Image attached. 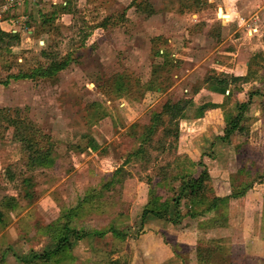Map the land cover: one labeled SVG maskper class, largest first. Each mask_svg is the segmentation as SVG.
<instances>
[{"label": "rangeland", "instance_id": "1", "mask_svg": "<svg viewBox=\"0 0 264 264\" xmlns=\"http://www.w3.org/2000/svg\"><path fill=\"white\" fill-rule=\"evenodd\" d=\"M218 5L20 0L1 10V29L17 39L0 41V208L15 199L0 221V264L129 260L131 242L161 223L191 237L188 226L210 217L213 227L228 226L226 242L237 222L264 228V15L257 31H248ZM52 60L66 65L51 77H15ZM219 80L226 81L223 92L211 91ZM167 100L194 105L168 123L166 138L164 124L149 134ZM206 100L218 105L194 117ZM140 145L143 152H135ZM203 155L213 163L207 195L243 191L238 205L220 195L212 212L188 224L172 200L174 219L143 216L153 194L170 199L179 192L178 175L200 171ZM226 176L230 185L222 189ZM64 224L69 240L56 249L52 236ZM111 226L128 230L119 237ZM220 234L199 239L197 250L216 245Z\"/></svg>", "mask_w": 264, "mask_h": 264}, {"label": "crops", "instance_id": "2", "mask_svg": "<svg viewBox=\"0 0 264 264\" xmlns=\"http://www.w3.org/2000/svg\"><path fill=\"white\" fill-rule=\"evenodd\" d=\"M219 1L221 6L218 5L217 8L221 7L223 13H229L230 20L239 18L244 21L245 24L251 19L252 15H257L259 18L262 16L260 10H256L255 13L249 14L250 9L256 7L255 4L257 0ZM263 3L264 0L259 7H261ZM260 19L261 21H259L262 23V17ZM259 21L257 26H260ZM202 157L204 158L202 164H205L208 171L211 172L209 169L212 167L213 163L206 158V155H203ZM226 184H229L228 177L225 179L222 189L224 187L227 188V186H225ZM215 193L219 196H224L227 195L229 191L227 188L226 191L217 192L215 190ZM242 196H229L225 197V199L231 201V203L236 200L238 205V201ZM235 210L243 211L244 209L243 207H240ZM249 214H251V211H249ZM198 217H201V215L196 217L182 215L180 219H183V222L187 223V221L195 220ZM212 221L213 219L209 217V224L206 222H204V224L199 222H196L193 225L190 224L191 226L189 225L188 227H190V231L193 230L192 232L195 238H192L193 235L191 237H185V234H181L179 230L175 231L167 229L171 228L169 227V224L161 223L158 227L150 226L148 230L140 235L139 238L141 240L139 239V241L137 239L139 243L136 241V243L131 242L129 245L130 253L128 252L129 260L127 264H264V239L259 238L262 237L261 233L264 232V228L260 226L261 223L258 225H254L252 222L246 223L245 221L237 222V224L235 223L234 228H236L237 232L235 235H230L231 238L233 237L234 239H231V242H226L225 230L228 226L213 227ZM186 223H183V225ZM176 226L177 224L175 227ZM145 228L143 227V229ZM178 229L180 228L178 227ZM186 229L187 227H183L182 231ZM218 230L221 232V240H218V242L215 240L216 245L207 244L204 247V250L201 248L197 250L196 245L200 242L199 239L204 236L211 237L213 232H218ZM170 235L173 237L171 238Z\"/></svg>", "mask_w": 264, "mask_h": 264}, {"label": "trees", "instance_id": "3", "mask_svg": "<svg viewBox=\"0 0 264 264\" xmlns=\"http://www.w3.org/2000/svg\"><path fill=\"white\" fill-rule=\"evenodd\" d=\"M4 38H8V40L17 39V35L16 33H12L11 31L0 29V41H2ZM64 65H66V60H63V61L61 60L53 61L52 60L47 66L38 67L36 69H33L28 74H25V73L18 74L15 77H20V76L22 77H26V76L27 77H30V76L31 77H35V76L51 77L52 74L60 70ZM225 85H226L225 80L224 82L219 80V84H214L213 87L210 88V90L213 92H223V88L225 87ZM179 102L180 101L172 102L170 100H167L164 102L162 106V110L160 111V113H158L154 117V127L152 126L149 129V132H148L149 134L150 133L153 134L155 132V127L157 124H161V125L164 124L163 133L165 135L164 136L165 138L167 137V134L169 132H172L170 131V128H169L170 122L175 121L176 116L182 115L184 110L188 106L194 105V103H192L191 100L183 101V103L181 104ZM217 105L218 103H214V101H211V100H206L205 102L203 101V103L201 104L198 103L194 107L195 109L193 111V116L194 117L200 116L202 111L206 110L207 107L209 108V107H214ZM239 105H240L239 106L240 109H244L243 107H247V103H240ZM240 114L241 113H239V116ZM165 115L169 116L168 122L165 121ZM177 133H178L177 130H175V135L173 136L174 139H177ZM149 134H147L146 136H148ZM135 152H139V153L143 152L142 145L137 147ZM197 166H200L201 168L200 171H198L197 173L186 172V173H181L182 175H178L180 178L179 184H178L179 192L176 195H173L170 199L161 200L157 195L153 194L152 197L147 200L145 210L143 211V216L150 214L157 218H161L165 220L174 219L175 217L173 218V217H169L170 215L168 216L169 214L168 204H169V201L171 200L174 205L175 212L177 214H181V215L183 214L184 216L188 215L190 217H196L214 208L216 201L220 200L223 197L216 195V194L212 196L207 195L208 190L212 189L211 187L212 184L211 185L209 184V182L211 181L210 173L205 164H202L201 162L200 163L197 162ZM117 173H118L117 171L112 172V177H114ZM171 179H174V177H172ZM111 181H112V178H111ZM107 184L110 185V181H108L105 184V186ZM249 186L246 185V187H249ZM243 193H244L243 191L242 192L230 191V193L225 197H229V196L237 197V196L242 195ZM14 200H15L14 197H9L6 199V201L4 200L1 201L0 221L5 215L6 210L7 211L12 210ZM181 201H183L182 204L186 206L184 213H180ZM198 206H201V207H198ZM64 226L65 224L62 226H59L58 235L52 236V238H54L56 242V249L60 248V246L62 245V241L69 240V237H68L69 230L64 229ZM127 230H128V226H126L124 230L119 229L118 227H112V226L109 229V231H111L112 233H114L116 236H119V237H123ZM104 234L105 233H103L102 236ZM124 258L125 259H122L120 257H117L115 259L108 258L107 264H127L128 259H126V257Z\"/></svg>", "mask_w": 264, "mask_h": 264}, {"label": "built area", "instance_id": "4", "mask_svg": "<svg viewBox=\"0 0 264 264\" xmlns=\"http://www.w3.org/2000/svg\"><path fill=\"white\" fill-rule=\"evenodd\" d=\"M20 0H1L0 2V12L2 11H8L12 9L14 6H16L19 3ZM260 12L264 15V3L261 5ZM259 17L257 15H252L251 19L245 23L248 31H257V23L259 21Z\"/></svg>", "mask_w": 264, "mask_h": 264}, {"label": "water", "instance_id": "5", "mask_svg": "<svg viewBox=\"0 0 264 264\" xmlns=\"http://www.w3.org/2000/svg\"><path fill=\"white\" fill-rule=\"evenodd\" d=\"M222 17H223V15H222Z\"/></svg>", "mask_w": 264, "mask_h": 264}]
</instances>
